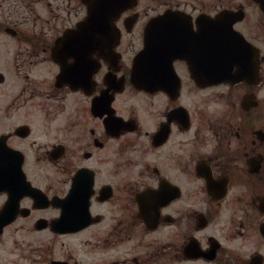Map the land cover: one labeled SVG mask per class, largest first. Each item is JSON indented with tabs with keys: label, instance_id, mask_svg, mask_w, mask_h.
Returning a JSON list of instances; mask_svg holds the SVG:
<instances>
[{
	"label": "flooded vegetation",
	"instance_id": "flooded-vegetation-1",
	"mask_svg": "<svg viewBox=\"0 0 264 264\" xmlns=\"http://www.w3.org/2000/svg\"><path fill=\"white\" fill-rule=\"evenodd\" d=\"M89 1L123 7L107 49L64 37ZM145 30L195 65L135 83ZM0 264H264L259 0H0Z\"/></svg>",
	"mask_w": 264,
	"mask_h": 264
},
{
	"label": "water",
	"instance_id": "water-1",
	"mask_svg": "<svg viewBox=\"0 0 264 264\" xmlns=\"http://www.w3.org/2000/svg\"><path fill=\"white\" fill-rule=\"evenodd\" d=\"M121 10V8H109V7H96V6H90L88 8V15L84 19L85 21H81L77 29L74 30V33H79L82 35L84 32L86 40L89 39V42L91 45L94 43H97L99 41L101 44L105 43V47L108 45V42L111 38L114 37L115 33L111 30L112 28V20H101L102 17L110 18L113 16L114 13H118ZM219 17H228L230 16V13L228 11H222L219 14L216 15ZM179 15L172 13V12H166L164 14H161L157 16L155 20H179ZM114 29V28H113ZM220 42V41H219ZM223 45H220L218 48V53L214 56L215 58V67H217L216 71L214 72V79L216 81L219 80H225L226 78V65H227V53H226V47L224 45V41H222ZM102 48L104 46H101ZM156 59L157 56H151L149 55V48H148V40L147 36L145 34V45L144 47L137 53V55L134 58V69L136 72H146L147 69L144 70V68L147 65L155 64L156 61L152 60ZM173 57L167 56L165 59L166 65L171 66ZM190 66L191 63H189ZM144 80V79H142Z\"/></svg>",
	"mask_w": 264,
	"mask_h": 264
},
{
	"label": "rangeland",
	"instance_id": "rangeland-1",
	"mask_svg": "<svg viewBox=\"0 0 264 264\" xmlns=\"http://www.w3.org/2000/svg\"><path fill=\"white\" fill-rule=\"evenodd\" d=\"M82 11L81 10H79V13H78V15L81 13ZM75 16H77V15H75Z\"/></svg>",
	"mask_w": 264,
	"mask_h": 264
}]
</instances>
